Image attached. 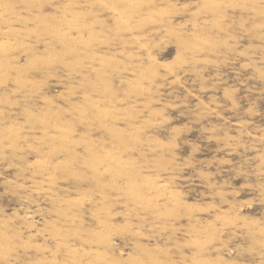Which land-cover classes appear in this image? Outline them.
<instances>
[{"label": "rangeland", "instance_id": "obj_1", "mask_svg": "<svg viewBox=\"0 0 264 264\" xmlns=\"http://www.w3.org/2000/svg\"><path fill=\"white\" fill-rule=\"evenodd\" d=\"M0 264H264V0H0Z\"/></svg>", "mask_w": 264, "mask_h": 264}]
</instances>
